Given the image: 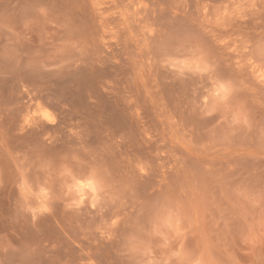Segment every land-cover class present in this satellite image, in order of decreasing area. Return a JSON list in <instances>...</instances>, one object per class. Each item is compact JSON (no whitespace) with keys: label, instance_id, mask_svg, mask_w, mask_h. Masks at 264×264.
<instances>
[{"label":"rangeland","instance_id":"rangeland-1","mask_svg":"<svg viewBox=\"0 0 264 264\" xmlns=\"http://www.w3.org/2000/svg\"><path fill=\"white\" fill-rule=\"evenodd\" d=\"M0 264H264V0H0Z\"/></svg>","mask_w":264,"mask_h":264},{"label":"snow or ice","instance_id":"snow-or-ice-1","mask_svg":"<svg viewBox=\"0 0 264 264\" xmlns=\"http://www.w3.org/2000/svg\"><path fill=\"white\" fill-rule=\"evenodd\" d=\"M224 91H225V93H227V91H228L227 88H224ZM46 117H47V114H46ZM77 184L81 188L88 187V188H91L93 191L96 190V182H95L94 177L87 179L86 182H84V181H77ZM43 211H47V209H43Z\"/></svg>","mask_w":264,"mask_h":264}]
</instances>
